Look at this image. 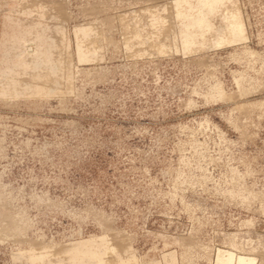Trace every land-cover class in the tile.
Listing matches in <instances>:
<instances>
[{
	"label": "rangeland",
	"instance_id": "1",
	"mask_svg": "<svg viewBox=\"0 0 264 264\" xmlns=\"http://www.w3.org/2000/svg\"><path fill=\"white\" fill-rule=\"evenodd\" d=\"M0 264H264V0H0Z\"/></svg>",
	"mask_w": 264,
	"mask_h": 264
}]
</instances>
